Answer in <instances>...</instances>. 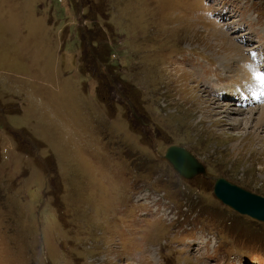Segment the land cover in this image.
I'll return each instance as SVG.
<instances>
[{"label": "rangeland", "instance_id": "1", "mask_svg": "<svg viewBox=\"0 0 264 264\" xmlns=\"http://www.w3.org/2000/svg\"><path fill=\"white\" fill-rule=\"evenodd\" d=\"M247 48L264 0H0V264H264V222L214 194L264 197L257 105L231 99Z\"/></svg>", "mask_w": 264, "mask_h": 264}, {"label": "water", "instance_id": "2", "mask_svg": "<svg viewBox=\"0 0 264 264\" xmlns=\"http://www.w3.org/2000/svg\"><path fill=\"white\" fill-rule=\"evenodd\" d=\"M166 158L183 177L191 179L204 171L199 160L183 147L171 146ZM214 194L223 203L237 211L249 214L264 222V197L247 191L224 177L218 178L214 185Z\"/></svg>", "mask_w": 264, "mask_h": 264}, {"label": "bare ground", "instance_id": "3", "mask_svg": "<svg viewBox=\"0 0 264 264\" xmlns=\"http://www.w3.org/2000/svg\"><path fill=\"white\" fill-rule=\"evenodd\" d=\"M242 60V59H241ZM238 61V63H240V67H238L237 69H233L232 70V68L230 69V71H236V72H239L240 71V69L243 71L242 73L243 74H249V76L251 77V74H250V72L248 71V67H246V66H241V63L243 62V60L242 61ZM227 61V62H226ZM221 62V61H220ZM224 62H226V64H231L232 63V61L231 60H229V59H227L226 57H225V60H224ZM177 68H174V72L173 71H171V72H173V73H170V75H172V76H175V74H178V77L176 78L177 79V82H175V83H177V85H179V88H181V90H182V92H191L190 93V95H192L193 96V93L195 92V96L196 95H198L197 94V91H195V88H194V86H192V85H189V86H184L183 84H185V80H188V78H189V76L191 75V74H187L188 72H184L180 67H178V66H176ZM197 68V67H196ZM183 71V72H182ZM228 71H229V69H228ZM229 71V72H230ZM178 72H180V74L178 73ZM232 73V72H231ZM240 73V72H239ZM176 77V76H175ZM238 77V76H237ZM256 77H257V79H259L260 80V78L262 77L259 73H256ZM200 78V77H199ZM228 78H230V79H232L233 80V84L237 81L238 82V80H237V78H235V75H229V77ZM227 78V79H228ZM241 78V77H240ZM248 79V77L247 76H243L242 77V79H240L241 81H244V80H247ZM245 82V81H244ZM200 87H201V84L199 83L198 84ZM214 85V84H213ZM239 84H234L233 85V87H236L237 88V86H238ZM210 87V86H209ZM232 89L229 85L228 86H225L223 89L224 90H229V89ZM211 90V89H210ZM210 90H208L210 93H211V91ZM221 90H222V88H221ZM198 91H200L201 92V94L200 95H202V96H204V95H206V94H203L204 93V91H206V90H203V88H200V90L198 89ZM219 91V90H218ZM223 91V90H222ZM230 91V90H229ZM218 93V92H217ZM223 96H224V98L225 99H227V98H229V96H232V93L231 92H226V93H223ZM213 98V97H212ZM202 99L200 98V101L199 102H203V101H201ZM213 100V99H212ZM184 102V101H183ZM185 102L187 103V104H191V102L192 103H194L193 101H192V97H186L185 98ZM213 103H214V101H212ZM264 103V102H263ZM262 103V104H263ZM262 104L261 105H259V106H257V107H254V108H252L250 111L251 112H255V113H259V115H258V117L256 118V121H257V124H255V127H259L260 129L264 126V108H263V106H262ZM219 105V104H218ZM188 107V106H187ZM237 107H228V109H225L224 111L225 112H227V111H229V110H232V111H240L242 108L240 107V108H238V109H236ZM254 117V116H253ZM252 117V118H253ZM259 139V138H258ZM264 140V139H263ZM263 150V149H262ZM263 153H264V151H263ZM224 204V203H223ZM148 253V252H147Z\"/></svg>", "mask_w": 264, "mask_h": 264}, {"label": "flooded vegetation", "instance_id": "4", "mask_svg": "<svg viewBox=\"0 0 264 264\" xmlns=\"http://www.w3.org/2000/svg\"><path fill=\"white\" fill-rule=\"evenodd\" d=\"M131 115L135 118V119H141V120H143L141 117H140V115L138 114V112L135 110V109H133V111H132V113H131ZM140 123H142V124H146V123H143V122H140Z\"/></svg>", "mask_w": 264, "mask_h": 264}]
</instances>
